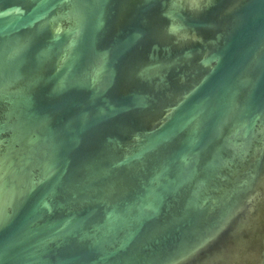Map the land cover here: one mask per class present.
<instances>
[{
	"label": "water",
	"instance_id": "water-1",
	"mask_svg": "<svg viewBox=\"0 0 264 264\" xmlns=\"http://www.w3.org/2000/svg\"><path fill=\"white\" fill-rule=\"evenodd\" d=\"M0 264H264V0H0Z\"/></svg>",
	"mask_w": 264,
	"mask_h": 264
}]
</instances>
